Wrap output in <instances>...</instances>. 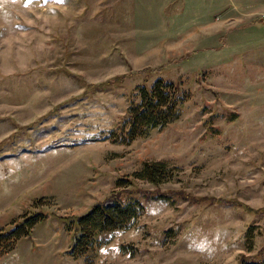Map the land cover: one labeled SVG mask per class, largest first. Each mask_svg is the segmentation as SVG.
Listing matches in <instances>:
<instances>
[{
  "label": "rangeland",
  "instance_id": "obj_1",
  "mask_svg": "<svg viewBox=\"0 0 264 264\" xmlns=\"http://www.w3.org/2000/svg\"><path fill=\"white\" fill-rule=\"evenodd\" d=\"M176 1L0 0V233L44 214L34 234L0 238V264H239L262 254L264 0H208L192 13ZM157 78L181 84L180 117L128 142L137 88ZM143 163L165 165L169 180H133ZM120 178L133 181L142 212L72 258V221Z\"/></svg>",
  "mask_w": 264,
  "mask_h": 264
},
{
  "label": "trees",
  "instance_id": "obj_2",
  "mask_svg": "<svg viewBox=\"0 0 264 264\" xmlns=\"http://www.w3.org/2000/svg\"><path fill=\"white\" fill-rule=\"evenodd\" d=\"M137 97L139 102L130 107L123 133L128 142L149 130L162 129L177 121L180 117V107L186 98L180 83L164 81L161 78L155 79L150 87L138 86ZM170 176L171 172L161 163H143L140 170L130 177L159 186L166 183ZM128 178L118 179L115 189L105 200L92 205L87 212L72 221L74 231L72 246L67 253L69 256H83L86 249L92 245L95 233L124 229L142 212L143 203L140 198L128 190L133 186V181ZM141 198L145 201L172 202L167 193H147ZM43 218L42 213L23 215L21 222L6 234L0 233V238L11 242L22 236L26 237ZM67 229H70V225ZM239 264H264V250L258 258H242Z\"/></svg>",
  "mask_w": 264,
  "mask_h": 264
},
{
  "label": "crops",
  "instance_id": "obj_3",
  "mask_svg": "<svg viewBox=\"0 0 264 264\" xmlns=\"http://www.w3.org/2000/svg\"><path fill=\"white\" fill-rule=\"evenodd\" d=\"M154 2H155V4H158V6L160 7L161 5H163V4H174V3H177V1L176 0H153ZM198 0H188V3H182V4H184V9L182 10V12L184 13V11H185V8H189V10L190 11H187L188 13H192V11H193V8H196L197 9V6L199 5L200 6V8H201V10H203V8H204V3H207V1L208 0H203V3L202 4H197L196 2H197ZM213 2H215V0H213ZM234 2V1H233ZM232 3V2H231ZM193 6V8H192V6ZM233 7L234 6H236L235 4H231ZM224 7V4H215V5H213V7H212V9L208 12V14H207V16L205 17V18H211L213 15H215V14H218L219 13V10H221V7ZM230 6V5H229ZM226 8V7H225ZM163 11V10H162ZM179 11V10H178ZM176 11H174L173 13H175ZM203 15H204V11H203ZM172 17H174V16H172ZM13 218V217H12ZM11 219V218H10ZM40 223V222H39ZM38 224V223H37ZM36 224V225H37ZM36 225L32 228L33 229V231H31V232H33L32 234H34V231H35V227H36ZM35 235H33L32 237H31V239L33 240H35V238H33ZM47 239V238H46ZM36 241V240H35ZM37 242V241H36ZM50 248H51V246H49ZM52 247H54V245L52 246ZM42 252H44V254L42 255V256H40L39 258L41 259H44V257L43 256H45V255H47L49 252H47V250H44V248H43V250H42ZM46 252V253H45Z\"/></svg>",
  "mask_w": 264,
  "mask_h": 264
}]
</instances>
